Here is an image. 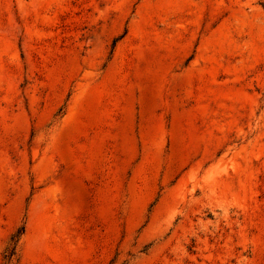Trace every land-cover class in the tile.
I'll return each instance as SVG.
<instances>
[{
  "label": "rangeland",
  "instance_id": "374dc122",
  "mask_svg": "<svg viewBox=\"0 0 264 264\" xmlns=\"http://www.w3.org/2000/svg\"><path fill=\"white\" fill-rule=\"evenodd\" d=\"M0 264H264V0H0Z\"/></svg>",
  "mask_w": 264,
  "mask_h": 264
}]
</instances>
